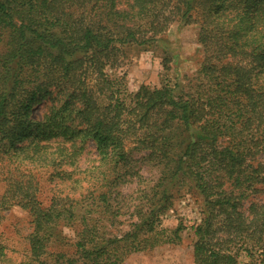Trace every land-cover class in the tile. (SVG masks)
<instances>
[{"label":"trees","instance_id":"16d2710c","mask_svg":"<svg viewBox=\"0 0 264 264\" xmlns=\"http://www.w3.org/2000/svg\"><path fill=\"white\" fill-rule=\"evenodd\" d=\"M192 11L203 14L195 22L206 95L184 101L167 86L144 88L127 108L119 83L105 74L123 55L117 44L162 35L177 17L192 23ZM57 84L67 101L33 121L34 108ZM76 122L85 130L77 132ZM88 138L102 159L126 164L134 145L170 176L192 182L206 206L194 230L195 264H239L240 245L264 252V205L252 206L249 218L239 210L246 191L264 190V164L253 163L264 152V0H0V145L22 164L57 156L50 162L73 166ZM31 189L12 181L4 194L33 213L30 253L19 264H53L44 259L41 235L72 214L57 205L42 209ZM156 230L144 218L133 233L104 242L92 227L84 233L94 239H82L63 264H123L125 253L147 250L151 238V248L181 241L182 227L175 239L161 240ZM5 256L0 246V264Z\"/></svg>","mask_w":264,"mask_h":264},{"label":"rangeland","instance_id":"374dc122","mask_svg":"<svg viewBox=\"0 0 264 264\" xmlns=\"http://www.w3.org/2000/svg\"><path fill=\"white\" fill-rule=\"evenodd\" d=\"M189 14L192 23H188V17H177L162 35H145L133 44H117L123 55L118 66L108 67L105 74L119 83L120 96L127 108L132 107L135 95L144 88L167 86L176 99L184 101L206 95L210 85L200 73L204 48L199 41L200 24L195 22L202 21L203 14L196 11ZM94 78L90 85L94 84ZM65 94L60 84L53 86L34 108L32 120L41 121L52 109L59 108L67 101ZM232 125L240 138L247 137L240 121ZM73 127L77 132L85 130L77 122ZM82 146V154L71 166L61 159L50 162L57 156L49 157L44 163L22 164L19 162L22 157L17 160L18 154L14 156L9 145H0V246L6 255L2 264L24 261L30 253L34 232L31 208L18 206L15 200L8 199L11 196L4 197L12 181L31 186L33 197L42 209L57 205L72 214L63 213V218L41 235L47 243L48 254L44 259L53 264H63L72 258L82 239H94L84 231L96 227L94 234L100 241H115L133 233L144 218L154 221L161 240L175 239V230L182 227L181 241L151 248V238L147 250L125 253L123 264H195L194 230L203 222L206 206L192 182L170 176L164 165L150 157L149 151L134 145L127 146L126 164L102 159L89 138ZM253 163L264 164V152L257 153ZM228 186L231 188L230 183ZM31 205L36 207L34 202ZM262 205L264 190L256 186L244 193L239 210L249 218L252 206ZM141 213L144 217H140ZM91 246L87 244V248ZM234 254L239 264H264V252L253 249L252 244L238 246Z\"/></svg>","mask_w":264,"mask_h":264}]
</instances>
